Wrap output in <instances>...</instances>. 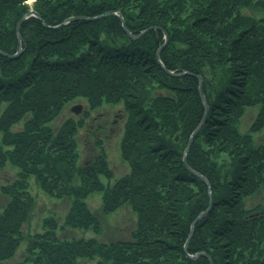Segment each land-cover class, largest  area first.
Here are the masks:
<instances>
[{
    "label": "trees",
    "instance_id": "obj_1",
    "mask_svg": "<svg viewBox=\"0 0 264 264\" xmlns=\"http://www.w3.org/2000/svg\"><path fill=\"white\" fill-rule=\"evenodd\" d=\"M26 1L0 0V50L8 54L18 49L15 29L29 9ZM32 5L46 25L28 17L19 28L24 51L0 54V168L9 163L18 170L15 181L0 187L8 198L0 212V264L24 242V264H210L206 256L188 259L184 252L191 223L209 202L207 187L181 162L204 111L197 82L159 66L157 30L131 39L114 15L87 20L107 11L121 12L133 34L162 25L169 39L160 53L163 65L212 77L203 87L206 119L186 162L208 179L213 206L194 224L187 253L204 252L213 264H264V206L248 209L245 203L264 185V147L251 138L264 124V18L241 12L252 6L264 11V0ZM69 17L85 18L54 27ZM79 97L92 110L120 102L128 111L120 152L130 170L112 185L99 180L111 177L103 154L90 165H75L74 133L81 121L68 120L57 132L48 126ZM253 105L259 107L255 121L241 134L238 118ZM30 177L50 196L67 197L70 206L62 224L46 217L40 231L24 234L35 205ZM92 192L101 193L102 214L128 207L135 215L127 239L105 243L58 235L68 229L101 233L85 202Z\"/></svg>",
    "mask_w": 264,
    "mask_h": 264
},
{
    "label": "rangeland",
    "instance_id": "obj_2",
    "mask_svg": "<svg viewBox=\"0 0 264 264\" xmlns=\"http://www.w3.org/2000/svg\"><path fill=\"white\" fill-rule=\"evenodd\" d=\"M25 3L29 5V9L26 13H24L17 21L18 22L21 20L23 16L28 14L29 12H35L33 9V3L34 0H28ZM109 12V11H107ZM114 16L120 19V21L124 22V32L127 35V37L131 39H136L140 37L141 35L147 33L148 31L152 30H157L158 32L161 33V38H162V44L158 47V49L155 52V60L159 64V66L164 69L163 71H168L174 74H180L182 72H188L189 74H185L182 76H192L196 82H197V95L200 98L199 95V89H201V92L204 95L203 92V87L206 84L205 82H208L210 84L212 78L209 74L205 75L204 77L201 74H196L192 73L190 71H180V72H175L172 70L167 69L163 63L160 60V53L162 49L167 45L169 39H168V33L166 32L165 28L162 25H152L148 26L145 29L139 31L138 34H133L127 27H126V21L119 11H112ZM242 14L250 16L254 19H261V17L264 18V11L260 10L255 7H248V8H243L241 10ZM106 13V12H105ZM112 15V14H111ZM99 16V15H98ZM98 16L95 17H87V20H95L98 19ZM120 16V17H118ZM28 17H35V16H28ZM28 17H26L23 21H25ZM37 18V17H36ZM73 17H69L65 19L63 22L66 20L72 19ZM92 18V19H91ZM21 21V23L23 22ZM62 22V23H63ZM20 23V25H21ZM61 23V24H62ZM61 24H58L56 27H59ZM122 25V23H121ZM17 28V25H16ZM20 28V26H19ZM125 29L128 31L126 33ZM17 32L20 35L19 29L15 33L17 36ZM21 36V35H20ZM132 36V37H130ZM22 40V38H21ZM22 46V44H21ZM24 48V46H22ZM19 47L17 51L13 54H8L2 50H0V54L5 55L9 57L8 55H14L18 53ZM19 56V55H18ZM17 57V56H16ZM174 77H181V76H174ZM199 77L200 79L198 80ZM157 91V92H156ZM154 91L155 93H162L166 92L165 90H156ZM153 92V93H154ZM206 100V97H205ZM202 102V100H201ZM207 103V100H206ZM203 105V103H202ZM80 106V111L79 113H74L72 110L74 107ZM203 110H204V105H203ZM259 111V107L257 105L253 106H248L244 109L242 115L238 118L237 125H238V130L241 134L244 133H249V127L253 124L255 121L256 115ZM207 112H208V104H207ZM85 113V115H83ZM128 111L123 109V104L116 103V104H103L101 107H98L94 110H92L88 102L85 99H75L68 104H65L59 112L57 116H55L54 119L48 124V126L54 131L57 132L62 124L68 120L73 119L75 122L81 121L82 124L77 125L76 132L74 133V140H75V151L77 153V161L75 163L76 167H82L85 165H90L94 162V159L101 154L104 155V160H106L107 167L110 172H111V177L105 178L103 175H100L99 180L102 182L104 185H112L116 180H118L120 177L124 176L125 174L129 173V165L127 162H125L122 157H121V152H120V141L125 129V123L126 119L128 117ZM204 115L201 116V119ZM207 115V114H206ZM200 119V120H201ZM206 119V117H205ZM200 122V121H199ZM205 122V120H204ZM203 122V124H204ZM202 124V125H203ZM197 126V125H196ZM15 130H17L19 127L15 126L13 127ZM196 128V127H195ZM194 128V129H195ZM194 129L190 133L186 144L184 145L183 152H182V158L181 162L184 165V167L187 169V167L191 168L187 162H186V155L189 152V149L192 145V142L194 138L197 136L195 134L192 137L191 144L185 153L184 156V151L186 148V145L191 138V134L193 133ZM251 138L255 146H263L264 147V124L260 127L259 130L254 131L251 133ZM0 140H1V133H0ZM183 157L185 158V163L183 162ZM222 161V160H221ZM219 161V163H221ZM187 166V167H186ZM192 169V168H191ZM188 170V169H187ZM193 170V169H192ZM17 169L11 166L9 163H6L3 165V167L0 168V187L5 184H10L16 179V173ZM189 171V170H188ZM197 174H199L203 179L206 180L207 183H209L208 179L202 175L201 173L193 170ZM190 172V171H189ZM191 173V172H190ZM193 174V173H191ZM195 177H197L206 187L208 186L207 183L200 177L195 174H193ZM28 183V192L30 195L34 198L35 205L34 209L31 211L28 221L23 224L22 230L23 233H30V232H38L41 230V223L42 220L46 217H54L57 223L60 225L64 221V217L69 209L70 206V200L67 197H62V198H56L50 196L47 192H45L40 184L36 183L34 177H30L27 180ZM78 181L74 180L73 184H77ZM210 185V183H209ZM207 193H208V206L209 203L211 202V208L213 206L212 204V197H211V185H210V191H208L207 187ZM8 198L1 192L0 189V212L2 211V208L4 205L7 203ZM86 204L88 205L89 209L92 212H95L96 216L98 217V220L101 223V233L100 234H95L92 230L84 231L81 229H68V230H63V231H58V235L60 237H68V238H96L97 240L105 243H109L111 241H116V240H124L127 239L129 236V232L133 229L135 226V220L136 217L135 215L130 211L128 207H123L119 210H117L114 213L111 214H102L100 212V207H101V193L98 192H92L89 194V196L85 199ZM246 206L248 209H252L256 205H261L264 206V185L263 187L260 188L259 192L248 198L246 201ZM207 206V208H208ZM206 208V209H207ZM205 209V210H206ZM204 210V211H205ZM211 211V209H210ZM209 211V212H210ZM208 212V213H209ZM202 213V212H201ZM207 213V214H208ZM191 228V226H190ZM194 231V227H193ZM189 236V234H188ZM192 236V235H191ZM190 236V237H191ZM188 239V237H187ZM186 244V243H185ZM184 244V245H185ZM187 247V246H186ZM25 242L21 243L18 249L15 252V255L9 259L6 262H3L1 264H24L23 260L26 257L25 254ZM185 252V251H184ZM187 253V251H186ZM185 253V255H186ZM200 253V252H198ZM197 254V253H196ZM190 255V254H189ZM208 256V255H207ZM211 259V258H210ZM212 261V260H211Z\"/></svg>",
    "mask_w": 264,
    "mask_h": 264
},
{
    "label": "water",
    "instance_id": "obj_3",
    "mask_svg": "<svg viewBox=\"0 0 264 264\" xmlns=\"http://www.w3.org/2000/svg\"><path fill=\"white\" fill-rule=\"evenodd\" d=\"M113 15L114 13L112 12V11H109V12H106V13H103L102 15L104 16V15ZM101 15V16H102ZM28 16H35V17H37V18H39L40 19V17H39V15L37 14V13H35V12H29L28 14H26L25 16H23L22 18H21V20L18 22V24H17V28H16V31H18V29H19V26H20V23H21V21H23L26 17H28ZM99 17V16H98ZM118 17H120V16H118ZM77 18H85V17H75V18H72V19H69V20H74V19H77ZM121 18V17H120ZM92 19V18H91ZM121 23H122V27L124 28V22L123 21H121ZM125 31H126V33H128V31L125 29ZM129 34V33H128ZM130 37H132V36H130ZM17 38H18V40H19V42L21 41V36L19 35V33L17 32ZM19 53L20 52H18V53H16V54H14V55H8L9 57H16V56H18L19 55ZM164 70V69H163ZM167 74H169V75H171V76H182V75H185V74H189L188 72H182V73H180V74H174V73H171V72H168V71H165ZM198 78V80L200 79L199 77H197ZM199 95H200V98H201V100H202V103H203V105H204V115H203V117H202V119L200 120V122L197 124V126H196V128L194 129V131H193V133L191 134L192 136H191V138L189 139V141H188V143H187V145H186V148H185V151H184V156H185V153L187 152V150H188V148H189V146H190V144H191V141H192V137L195 135V134H197V132H198V130L200 129V127L202 126V124H203V122H204V120H205V117H206V114H207V103H206V100H205V97L203 96V94H202V92H201V89H199ZM80 106H76V107H74L72 110L74 111V113H79V111H80ZM183 162L185 163V158L183 157ZM187 167V166H186ZM187 169L191 172V173H193V174H195V175H197V176H200L199 174H197L196 172H194L191 168H189V167H187ZM201 177V176H200ZM202 178V177H201ZM203 179V178H202ZM205 182H206V180L205 179H203ZM207 183V182H206ZM207 187H208V191H210V185H209V183H207ZM210 209H211V202L209 203V206H208V208L205 210V211H203L202 213H200L196 218H195V220L191 223V228H190V231H189V236H188V239H187V241H186V244L184 245V251H185V253H186V246H187V242H188V240H189V238H190V236L192 235V233H193V227H194V224L198 221V220H200L201 218H203L209 211H210ZM199 256H206L207 258H208V260H209V262H210V264H213V262L211 261V259H210V257L209 256H207L204 252H200V253H197V254H195V255H189L188 253H186V257L188 258V259H195V258H197V257H199Z\"/></svg>",
    "mask_w": 264,
    "mask_h": 264
},
{
    "label": "bare ground",
    "instance_id": "obj_4",
    "mask_svg": "<svg viewBox=\"0 0 264 264\" xmlns=\"http://www.w3.org/2000/svg\"><path fill=\"white\" fill-rule=\"evenodd\" d=\"M102 15V14H101ZM101 15H99V17H98V19L99 18H101V17H104L103 15L101 16ZM40 20L43 22V24L44 25H46L45 23H44V21L40 18ZM69 21H71V20H66L65 22H63L60 26H62V25H65L66 23H68ZM17 40H18V38H17ZM21 44H22V40L19 42V40H18V47H19V50H18V52H20L19 53V55L24 51V48L21 46ZM77 99H82L81 97H79V98H77ZM71 102V101H70ZM68 104V103H67ZM202 127V126H201ZM201 127H200V129H201Z\"/></svg>",
    "mask_w": 264,
    "mask_h": 264
}]
</instances>
